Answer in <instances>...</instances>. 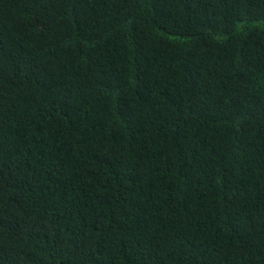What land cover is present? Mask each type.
Masks as SVG:
<instances>
[{
  "label": "trees",
  "instance_id": "trees-1",
  "mask_svg": "<svg viewBox=\"0 0 264 264\" xmlns=\"http://www.w3.org/2000/svg\"><path fill=\"white\" fill-rule=\"evenodd\" d=\"M0 264H264V0H0Z\"/></svg>",
  "mask_w": 264,
  "mask_h": 264
},
{
  "label": "clouds",
  "instance_id": "clouds-1",
  "mask_svg": "<svg viewBox=\"0 0 264 264\" xmlns=\"http://www.w3.org/2000/svg\"><path fill=\"white\" fill-rule=\"evenodd\" d=\"M163 140L167 144V152H176L181 151L185 152L188 149V146H193V137L191 129L184 124L179 123V121L169 117L166 120V124L161 132Z\"/></svg>",
  "mask_w": 264,
  "mask_h": 264
}]
</instances>
